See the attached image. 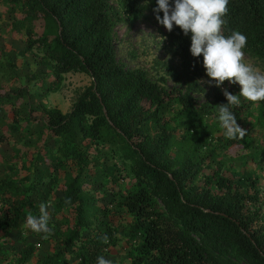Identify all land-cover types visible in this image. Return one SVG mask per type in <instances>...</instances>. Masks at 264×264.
<instances>
[{"label": "trees", "instance_id": "16d2710c", "mask_svg": "<svg viewBox=\"0 0 264 264\" xmlns=\"http://www.w3.org/2000/svg\"><path fill=\"white\" fill-rule=\"evenodd\" d=\"M114 1L133 22L147 9L156 18L155 0H0V146L12 147L0 152L8 173L0 179V233L22 239L18 251L0 240V264L29 261L37 244L25 234L54 246L39 264H97L113 247H128L130 264H264V101L256 102L257 115L249 103L232 106L247 131L227 138L218 119L227 80L223 87L209 82L190 35L156 19L167 51L180 60L167 75L186 91L168 89L145 69L119 63ZM228 7L225 35L241 31L244 51L264 61V0H230ZM8 34L25 35L22 54L44 67L20 86H12L21 78L2 43ZM71 72L92 80L64 113L48 96ZM196 93L212 102H198ZM251 116L256 122L246 125ZM32 137L40 138L36 151L27 146ZM252 147L258 167L228 173L229 161ZM61 172L63 196L52 202ZM95 185L110 193L108 202L96 197ZM41 203L50 215L47 234L26 224Z\"/></svg>", "mask_w": 264, "mask_h": 264}, {"label": "rangeland", "instance_id": "374dc122", "mask_svg": "<svg viewBox=\"0 0 264 264\" xmlns=\"http://www.w3.org/2000/svg\"><path fill=\"white\" fill-rule=\"evenodd\" d=\"M113 6L117 11L116 26H115V43L117 50V58L120 64L125 68H143L145 69L150 78L154 81L159 82L168 89L180 88L186 91L185 86L175 83V81L167 75V66L172 64L174 66L180 65V60L177 57L171 55L166 48V38L163 34V30L160 29V25L157 22L153 12L150 9L145 11V15L133 22L129 20L128 16L122 11L117 1L112 2ZM10 19L3 20L1 25L3 28L9 26ZM26 36H19L18 34L13 35L8 34L2 38V43L4 48L9 50L11 59L15 64V70L17 75L21 78L20 81H13L12 86H20L23 82L28 83L27 76L34 72L43 71L44 67L37 64L35 57L31 54L24 56L22 54L25 48ZM36 53L42 55V52L35 50ZM245 53L244 60L246 63L252 64L258 71L264 73V61L249 54ZM166 78V81L161 80V78ZM91 77L83 72H71L65 75V79L62 82L61 87L58 91L51 93L48 96V105L51 107H57L61 109L64 113L71 111L74 102L77 100L78 96L91 84ZM206 84V80H202ZM226 88L233 94L239 95L241 86L237 84H230L226 81ZM222 88V90H223ZM194 97L200 103L212 102V98L207 93H196ZM240 102H246L252 106V112L254 114L259 113V106L256 102H251L243 97H240ZM256 121L254 117L251 116L246 119V125L252 126ZM43 124H37L34 126V130L38 132L42 128ZM257 130V129H256ZM226 136V135H225ZM261 136V135H260ZM255 132L256 141L260 137ZM39 137H32L30 142V150L36 151L38 146L41 145ZM257 143V142H256ZM0 152L3 154H10L12 152L11 145L6 142L0 146ZM260 159V153L256 147H252L251 150L243 156L231 159L228 166L231 164L234 167L226 168L228 173H231L229 169H236L238 171L252 170V168L258 167L257 161ZM115 161L114 158L110 156L106 158L108 164H112ZM68 169H74L76 166L74 164H67ZM7 170L4 165L0 164V179L5 177ZM64 172L60 173L59 178L55 181L56 185L54 187L53 193L51 195L52 202L61 198L63 196V179ZM93 193L96 197L101 198V203L108 202L111 197L110 193L95 185L93 188ZM51 206V205H50ZM25 236L37 244L35 253L29 258L26 264H39L48 254L54 252V246L51 241L45 238L38 239L31 235L25 234ZM0 240L4 242L7 249L15 248L17 251L22 248V239L17 232H4L3 235L0 233ZM128 247H118L111 248L110 251L105 255V258L112 261V264H130L131 259L128 255ZM4 264H16L4 263Z\"/></svg>", "mask_w": 264, "mask_h": 264}, {"label": "clouds", "instance_id": "9594fccd", "mask_svg": "<svg viewBox=\"0 0 264 264\" xmlns=\"http://www.w3.org/2000/svg\"><path fill=\"white\" fill-rule=\"evenodd\" d=\"M229 3L230 0H155L154 12L169 32L179 26L185 36L190 35V52L197 58L202 54L210 83L223 87L227 80L241 86L239 95L223 88L228 102L219 105L218 119L227 138L242 139L247 130L237 122L232 106L240 103V97L251 102L264 101V73L244 60L247 45L244 33L234 30L225 35L223 26ZM49 220L48 206L41 203L40 215L29 216L26 224L35 233L47 234L51 232ZM97 264H112V261L99 256Z\"/></svg>", "mask_w": 264, "mask_h": 264}]
</instances>
